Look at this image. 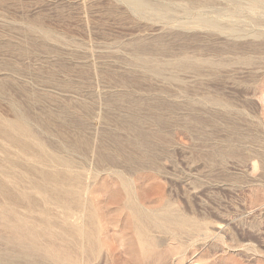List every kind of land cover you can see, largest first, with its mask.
Masks as SVG:
<instances>
[{
    "label": "rangeland",
    "instance_id": "1",
    "mask_svg": "<svg viewBox=\"0 0 264 264\" xmlns=\"http://www.w3.org/2000/svg\"><path fill=\"white\" fill-rule=\"evenodd\" d=\"M143 2L0 0L3 264H264V2Z\"/></svg>",
    "mask_w": 264,
    "mask_h": 264
},
{
    "label": "bare ground",
    "instance_id": "2",
    "mask_svg": "<svg viewBox=\"0 0 264 264\" xmlns=\"http://www.w3.org/2000/svg\"><path fill=\"white\" fill-rule=\"evenodd\" d=\"M122 1H125V2H127V3H129V4H131V5H133L136 9H138V10H146L147 9V5H146V3H144L142 0H122ZM247 1H249L250 2V7H251V9L253 10V9H256L257 7H259V5H260V3H263L264 2V0H247ZM248 2V3H249ZM152 6V5H151ZM159 8V7H158ZM135 10V9H134ZM148 10V9H147ZM153 10V9H152ZM156 10V9H155ZM160 11V10H159ZM148 12V11H147ZM161 12V11H160ZM189 13V12H188ZM201 13V12H200ZM155 14V13H154ZM156 14H158V13H156ZM200 17V16H199ZM197 18H198V16H197ZM202 17H200V18H198V19H201ZM204 18V17H203ZM201 19V20H199V22L198 23H200L202 26H204L205 28H208V29H212V30H221L220 29V26L217 24V23H215V22H213V21H209V20H207L208 18H204V19ZM197 19V20H198ZM230 28H233V27H230ZM232 31H234V28H233V30ZM21 122L19 121V122H17L16 123V126H15V128H17L18 130H19V135H27L28 133H29V131H28V129L24 126V125H22V124H20ZM18 134V133H17ZM13 139V142L14 143H17V145H19V146H21V148L22 149H27V148H29V145L27 144V143H24V142H21V141H19V140H17L16 138H12ZM77 179H78V177L77 176H70V180H71V182H72V184H74L73 185V187L75 186V184H76V181H77ZM79 180V179H78ZM80 184V183H79ZM75 188V187H74ZM78 188H80V190H82V188L80 187V186H78ZM54 198H55V200H58V199H60V197L62 196L61 194V192L59 191V190H54ZM65 195V194H64ZM79 195H80V191H71V192H66V196H70L72 199H71V204H72V207L73 206H75V205H77V203L79 202L78 200H79ZM127 207L128 208H131L133 211H134V215L135 216H137L138 214H139V212H138V210H137V208H136V206H134V205H132V204H128L127 205ZM64 210H66V213L64 214L65 216H66V219H72L74 216V213H73V211L72 210H74V208H63ZM92 217V216H91ZM158 219V218H157ZM90 220V219H89ZM181 222L182 223H184V220L182 219L181 220ZM197 229V228H196ZM67 231L70 233V234H72V235H74L75 233H76V229L75 228H73V227H70V229H67ZM81 232H82V230H81ZM138 234H137V236L139 237V239L141 240H143L144 238H148V236H146L145 235V233L144 232H142V230H140L139 228H138ZM83 234V237L85 236L87 239H89L90 237H91V233L88 231V230H85L84 231V233H82ZM190 235H191V237H195L196 235L194 234V233H192V232H190ZM90 239H92V238H90ZM148 239H150V238H148ZM151 240V239H150ZM94 250V249H93ZM19 252V251H18ZM92 252V251H91ZM20 253H22V252H20ZM94 253V252H93ZM23 254V253H22ZM21 255V254H20ZM26 255V254H25ZM23 256V255H22ZM31 258V257H30ZM1 259V258H0ZM6 260V259H5ZM4 259H3V261H5ZM1 261V260H0ZM3 261H1L2 262V264H3ZM8 262H10V261H8ZM5 263H6V261H5ZM11 263V262H10ZM14 263V262H13ZM28 263L29 264H44L43 262H41V261H39V260H36V261H34V262H30V261H28Z\"/></svg>",
    "mask_w": 264,
    "mask_h": 264
}]
</instances>
